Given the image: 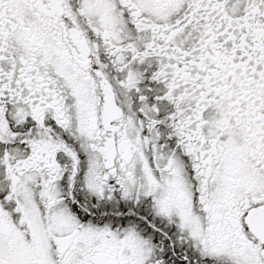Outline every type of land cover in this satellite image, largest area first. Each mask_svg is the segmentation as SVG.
Segmentation results:
<instances>
[{
	"label": "snow or ice",
	"instance_id": "6c2138e0",
	"mask_svg": "<svg viewBox=\"0 0 264 264\" xmlns=\"http://www.w3.org/2000/svg\"><path fill=\"white\" fill-rule=\"evenodd\" d=\"M0 264H264V0H0Z\"/></svg>",
	"mask_w": 264,
	"mask_h": 264
}]
</instances>
